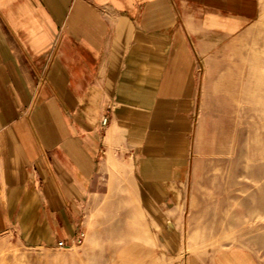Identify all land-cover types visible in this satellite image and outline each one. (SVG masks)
Wrapping results in <instances>:
<instances>
[{"label": "crops", "instance_id": "obj_1", "mask_svg": "<svg viewBox=\"0 0 264 264\" xmlns=\"http://www.w3.org/2000/svg\"><path fill=\"white\" fill-rule=\"evenodd\" d=\"M259 9L260 0H0V235L67 245L105 197L98 173L115 151L131 161L156 244L177 247L204 39L234 37Z\"/></svg>", "mask_w": 264, "mask_h": 264}, {"label": "rangeland", "instance_id": "obj_2", "mask_svg": "<svg viewBox=\"0 0 264 264\" xmlns=\"http://www.w3.org/2000/svg\"><path fill=\"white\" fill-rule=\"evenodd\" d=\"M204 41L201 116L173 217L178 246L156 244L128 182L131 161L108 151L98 173L105 197L84 210V241L29 248L8 232L0 264H264V0L248 28Z\"/></svg>", "mask_w": 264, "mask_h": 264}, {"label": "built area", "instance_id": "obj_3", "mask_svg": "<svg viewBox=\"0 0 264 264\" xmlns=\"http://www.w3.org/2000/svg\"><path fill=\"white\" fill-rule=\"evenodd\" d=\"M107 121L108 119L106 116L101 119L102 128L107 124ZM85 237V231L83 229H80L70 238V241L67 245L62 241H59L56 247L60 249H71L80 245L84 241Z\"/></svg>", "mask_w": 264, "mask_h": 264}]
</instances>
